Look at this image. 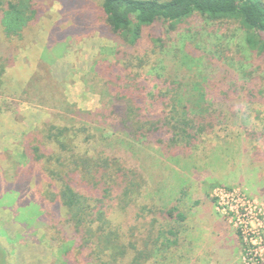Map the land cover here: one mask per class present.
Masks as SVG:
<instances>
[{
	"label": "trees",
	"instance_id": "obj_1",
	"mask_svg": "<svg viewBox=\"0 0 264 264\" xmlns=\"http://www.w3.org/2000/svg\"><path fill=\"white\" fill-rule=\"evenodd\" d=\"M60 2L61 11L69 4L79 5L77 16L89 22L85 29H97L116 45L113 60L98 57L94 63L91 81L100 85L97 116L137 144L154 143L164 157L197 149L223 121L237 93L203 75L194 76L183 90L182 80L154 70L158 63L151 54L157 59L170 46L173 30L193 16L231 22L243 30L246 46L264 55V0ZM45 8L46 0H0V78L19 42L37 34ZM60 21L53 26L47 47L65 39V34L57 35ZM142 41L149 46L136 53ZM187 45L176 49L180 53ZM147 72L155 76V88ZM103 142L89 126L66 124L60 115L50 114L20 135L19 153L0 155V181L8 180L0 197L13 196L9 208L12 213L24 211L25 232L31 225L42 229L41 237L62 264H155L159 256L179 246L189 211L181 209L180 200L168 205L146 198L138 170L105 149ZM260 153L264 159V151ZM8 168L14 171L12 179L6 175ZM134 209L135 217L147 219L139 229L126 226ZM236 234L242 243L240 231Z\"/></svg>",
	"mask_w": 264,
	"mask_h": 264
},
{
	"label": "rangeland",
	"instance_id": "obj_2",
	"mask_svg": "<svg viewBox=\"0 0 264 264\" xmlns=\"http://www.w3.org/2000/svg\"><path fill=\"white\" fill-rule=\"evenodd\" d=\"M60 1L46 0L37 34L26 43L19 42L14 59L0 78V155L19 153L20 135L52 113L60 115L66 124L87 125L103 136L105 149L114 150L128 167L138 170L145 182L146 198L152 196L157 203L168 205L180 200L184 212L195 217L194 211L200 210L202 220L211 226L216 220L224 221L239 243V264L245 263L243 245L232 224L237 201L220 190L233 187L256 201L253 206L259 210V222L253 224L254 234L261 238L264 264V200L241 183L252 172L264 170L260 153L264 151V55L251 51L245 44L243 30L231 22L220 24L193 16L173 30L170 46L157 59L151 54L158 63L154 70L182 80L183 90L194 76L203 75L223 88L237 89V93L231 109L225 110L223 121L202 138L197 149L164 157L154 143L137 144L125 131L97 116L100 85L91 81L94 63L98 57L113 60L116 45L97 29H85L89 22L77 16L81 11L76 2L69 4L72 9L67 6L61 11ZM59 18L57 35L65 34V39L62 44L47 47ZM185 42L187 47L179 53L176 48ZM148 46L142 41L135 52L142 54ZM1 48L6 50L3 45ZM146 75L153 87L155 76L149 72ZM252 96H256L255 102L249 101ZM6 173L12 179L14 171L8 168ZM4 183L7 185L8 180L0 181V191L6 188ZM1 197L0 264H62L49 242L41 237L42 229L31 225V230L25 232L24 211L12 213L9 208L13 196ZM135 213V209L131 210L125 222L126 226L139 229L147 219L135 217ZM196 220H190L194 227L185 225L186 236L193 228L196 231ZM155 264H200L194 240L182 238L178 247L159 256Z\"/></svg>",
	"mask_w": 264,
	"mask_h": 264
},
{
	"label": "crops",
	"instance_id": "obj_3",
	"mask_svg": "<svg viewBox=\"0 0 264 264\" xmlns=\"http://www.w3.org/2000/svg\"><path fill=\"white\" fill-rule=\"evenodd\" d=\"M244 178L250 184H248L246 180L241 183L264 200V170L262 173L252 172ZM194 212L195 217H190L189 214H186L184 225H188L190 228L194 227L193 224L190 223V220L197 218L196 222L198 227L196 231L193 230L195 229L193 228L192 233H189L187 236L183 233L182 236L188 239V241L194 240L199 263L239 264V243L233 231L228 228V226L225 225L226 223L222 220H216L213 222V226H211L209 223L202 220V213L200 210Z\"/></svg>",
	"mask_w": 264,
	"mask_h": 264
},
{
	"label": "built area",
	"instance_id": "obj_4",
	"mask_svg": "<svg viewBox=\"0 0 264 264\" xmlns=\"http://www.w3.org/2000/svg\"><path fill=\"white\" fill-rule=\"evenodd\" d=\"M221 192L228 196H232L237 201L232 212V224L234 230L237 232L240 231V239L242 241L243 250H242V261L245 264H261L262 259V246L261 238L255 237L256 235L254 230V222L257 224L259 222V210H256L255 205L256 201H252V198H249L245 193L236 190L221 189ZM254 209H251V207ZM261 227V225H258ZM258 238L260 241L256 240ZM259 243H256V242Z\"/></svg>",
	"mask_w": 264,
	"mask_h": 264
}]
</instances>
